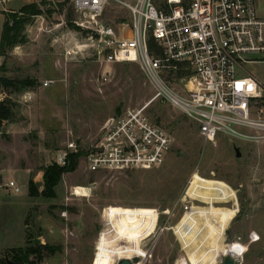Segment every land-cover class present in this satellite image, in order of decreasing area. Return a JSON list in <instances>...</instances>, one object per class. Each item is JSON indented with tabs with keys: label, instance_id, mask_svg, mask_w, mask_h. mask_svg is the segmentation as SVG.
<instances>
[{
	"label": "rangeland",
	"instance_id": "obj_1",
	"mask_svg": "<svg viewBox=\"0 0 264 264\" xmlns=\"http://www.w3.org/2000/svg\"><path fill=\"white\" fill-rule=\"evenodd\" d=\"M154 2L165 8V0ZM36 3L41 14L24 25L25 41L7 51L0 72L34 82L19 90L0 88V100L12 110L5 127L0 125V163L20 167L25 175L13 174L18 193L2 185L4 175L0 180V256L32 245L25 239L35 236L42 255L36 264H116L131 255L143 257L141 264H221L224 253L236 264H264V140L203 139L191 119L154 98L133 62L116 64L111 79L102 83L90 49L64 54L88 35L74 23L82 16L71 1ZM12 11L0 9L4 18ZM127 18L128 11L116 3L102 14L113 26ZM248 68L264 74V64ZM45 80L53 83L42 87ZM168 82L180 90L177 80ZM145 103L149 117L173 139L164 163L90 171L85 155L105 120ZM68 140L77 146L76 168L61 175L54 196H29L26 181L41 191L43 169L58 163ZM183 195L198 200L186 211Z\"/></svg>",
	"mask_w": 264,
	"mask_h": 264
},
{
	"label": "built area",
	"instance_id": "obj_2",
	"mask_svg": "<svg viewBox=\"0 0 264 264\" xmlns=\"http://www.w3.org/2000/svg\"><path fill=\"white\" fill-rule=\"evenodd\" d=\"M70 1L82 16L74 23L88 35L85 43L65 48L64 54L90 49L102 83L111 79L116 64L133 62L154 98L191 119L203 139L264 140V87L248 68L264 64V18L258 15L257 0H165V8L154 0ZM111 3L128 11L127 20L117 26L102 20ZM168 79L177 80L180 90ZM148 104L127 107L105 120L85 155L90 171L150 169L164 163L173 139L149 117ZM60 151L58 164L63 165L77 146L68 140ZM5 186L20 192L14 180ZM181 200L189 202L185 211L198 201L185 195ZM139 258L135 264H141ZM2 259L5 253L0 264Z\"/></svg>",
	"mask_w": 264,
	"mask_h": 264
},
{
	"label": "trees",
	"instance_id": "obj_3",
	"mask_svg": "<svg viewBox=\"0 0 264 264\" xmlns=\"http://www.w3.org/2000/svg\"><path fill=\"white\" fill-rule=\"evenodd\" d=\"M188 1V0H185ZM41 14V9L38 3L30 2L22 5L16 11H12L10 14H5V18L2 22L0 32V55H6L7 51L25 41V37L22 34L24 25L30 21L32 16ZM5 71L4 62L0 65V72ZM34 85V82L30 79L15 80L7 78L4 75H0V88L19 90L26 86ZM12 116L11 105L6 100H0V125L3 121L8 120ZM79 154L70 153L66 158L63 165L58 163H52L47 165L43 169V189L39 191L31 179L28 180V194L29 196H54V186L59 182L61 175L65 172L73 171L76 168V159ZM50 252H54V248H48ZM30 255H34L36 259H29ZM8 257L11 258L14 264H36L42 258L41 246L32 245L28 247H18L8 252ZM1 264H6L4 259L1 260Z\"/></svg>",
	"mask_w": 264,
	"mask_h": 264
},
{
	"label": "crops",
	"instance_id": "obj_4",
	"mask_svg": "<svg viewBox=\"0 0 264 264\" xmlns=\"http://www.w3.org/2000/svg\"><path fill=\"white\" fill-rule=\"evenodd\" d=\"M26 1V2H25ZM28 1V2H27ZM36 2L37 0H23L22 2H19V4H17L15 7H9L6 4L9 2V0H6L3 4L0 5V9H13V10H17L19 9L22 5H24V3H30V2ZM257 11H258V15L262 18H264V0H257ZM4 20V14L2 12H0V28L2 27V22ZM1 32V30H0ZM4 62V56L0 55V65ZM255 75V77L257 79H259V81L262 83L263 87H264V74L261 73L259 76L256 75L255 73H253ZM42 87H47V86H42ZM26 95L30 94V92L28 90H26V92H24ZM25 94L23 96H25ZM22 96V97H23ZM2 126L5 127V122L2 123ZM8 128V127H7ZM7 132V131H6ZM15 173L20 174L23 178H24V170L20 167H16V166H11L2 162L0 163V180H2L3 175L5 176V180H2V185H5V183H7V181L9 180H14V175ZM43 173V171H42ZM28 181H26L27 183ZM28 187V185H27ZM28 189V188H27ZM27 191V190H26Z\"/></svg>",
	"mask_w": 264,
	"mask_h": 264
},
{
	"label": "water",
	"instance_id": "obj_5",
	"mask_svg": "<svg viewBox=\"0 0 264 264\" xmlns=\"http://www.w3.org/2000/svg\"><path fill=\"white\" fill-rule=\"evenodd\" d=\"M233 148H234L236 155L239 156L240 155L239 147L234 145ZM26 231L29 236V231L28 230ZM25 241L26 242L31 241V243H33L34 245L40 243V239L35 236L33 238H26ZM139 260L140 258L138 255L125 256V257L118 258L116 261V264H135V263H138ZM5 263L14 264L13 261L8 257V251L5 252ZM236 263L237 262L235 259H233L232 255H230L229 253H224L223 262L221 264H236Z\"/></svg>",
	"mask_w": 264,
	"mask_h": 264
},
{
	"label": "bare ground",
	"instance_id": "obj_6",
	"mask_svg": "<svg viewBox=\"0 0 264 264\" xmlns=\"http://www.w3.org/2000/svg\"><path fill=\"white\" fill-rule=\"evenodd\" d=\"M120 257H125V256H120ZM120 257H119V258H120Z\"/></svg>",
	"mask_w": 264,
	"mask_h": 264
}]
</instances>
